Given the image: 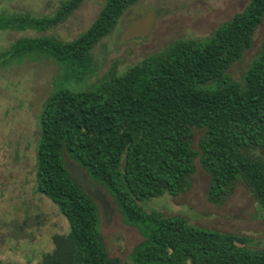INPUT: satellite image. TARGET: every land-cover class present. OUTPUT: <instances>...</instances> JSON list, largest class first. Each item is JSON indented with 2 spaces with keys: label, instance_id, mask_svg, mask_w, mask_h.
Returning a JSON list of instances; mask_svg holds the SVG:
<instances>
[{
  "label": "trees",
  "instance_id": "trees-1",
  "mask_svg": "<svg viewBox=\"0 0 264 264\" xmlns=\"http://www.w3.org/2000/svg\"><path fill=\"white\" fill-rule=\"evenodd\" d=\"M80 1L61 0L51 15L0 16V28L41 31L64 20ZM136 1L105 0L74 38L20 36L0 56L6 62L40 53L80 77L91 69V48ZM263 17L264 0H247L205 37L177 38L91 89L58 87L46 97L38 115L36 190L55 202L69 229L52 234L54 247L38 264H264V249L247 245L246 234L141 203L186 191L198 155L209 176L208 201L221 204L242 180L264 207V159L248 152L264 145V38L240 80L227 71L251 46ZM197 127L203 132L195 149ZM64 153L110 194L122 220L144 235L130 262L108 254L100 205L71 175Z\"/></svg>",
  "mask_w": 264,
  "mask_h": 264
},
{
  "label": "rangeland",
  "instance_id": "rangeland-1",
  "mask_svg": "<svg viewBox=\"0 0 264 264\" xmlns=\"http://www.w3.org/2000/svg\"><path fill=\"white\" fill-rule=\"evenodd\" d=\"M61 0H0V16L20 12L32 16L51 15ZM105 0H81L62 21L43 30L0 28V51L20 36L52 35L68 40L85 30L95 19ZM247 0H138L119 16L114 28L91 48L89 73L80 77L66 74L49 56L32 53L20 60L3 61L0 56V261L9 264H38L44 252L52 250V234L66 232L69 223L46 194L36 190V144L38 115L46 97L58 87L74 91L95 87L111 72L120 73L142 57L163 49L177 38H202L223 20L240 10ZM163 6L152 29L144 36L123 40V29L131 19L148 9ZM264 38V17L256 27L252 44L227 69L240 80ZM203 128L192 133V147L198 148ZM264 159V145L248 149ZM67 163L74 161L64 153ZM75 162V161H74ZM191 186L177 195L163 193L141 202L163 214H180L188 221L221 231L246 234L251 247L264 249V207L242 180L219 205L207 200L209 176L194 158ZM113 206L108 219L100 210L99 231L110 256L131 261V251L144 235L122 220Z\"/></svg>",
  "mask_w": 264,
  "mask_h": 264
},
{
  "label": "water",
  "instance_id": "water-1",
  "mask_svg": "<svg viewBox=\"0 0 264 264\" xmlns=\"http://www.w3.org/2000/svg\"><path fill=\"white\" fill-rule=\"evenodd\" d=\"M163 11H165L163 6H157L131 19L123 29L121 38L127 40L146 35L154 26L158 15ZM68 168L74 179L99 203L104 217L108 219L113 211V206L104 188L98 182L90 178L87 172L81 168L78 163L71 161L68 164Z\"/></svg>",
  "mask_w": 264,
  "mask_h": 264
}]
</instances>
